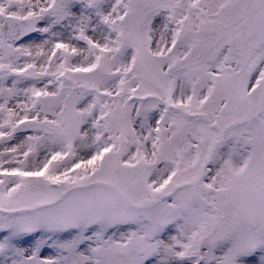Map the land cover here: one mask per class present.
<instances>
[{
    "label": "snow or ice",
    "instance_id": "6c2138e0",
    "mask_svg": "<svg viewBox=\"0 0 264 264\" xmlns=\"http://www.w3.org/2000/svg\"><path fill=\"white\" fill-rule=\"evenodd\" d=\"M0 264H264V0H0Z\"/></svg>",
    "mask_w": 264,
    "mask_h": 264
}]
</instances>
